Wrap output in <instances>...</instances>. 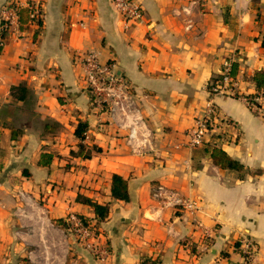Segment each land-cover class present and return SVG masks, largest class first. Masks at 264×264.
Segmentation results:
<instances>
[{"label":"crops","instance_id":"0c3cea01","mask_svg":"<svg viewBox=\"0 0 264 264\" xmlns=\"http://www.w3.org/2000/svg\"><path fill=\"white\" fill-rule=\"evenodd\" d=\"M12 1L39 6L41 25L8 32L0 46V264H241V234L256 244L251 264H264V117L214 96L237 129L214 131L195 149L184 137L229 56L240 92H255L245 79L264 71V0H133L142 18L127 25L110 0ZM85 53L116 62L131 86L125 111L91 105ZM212 148L243 171L215 166ZM113 175L126 181V200L112 197ZM159 185L199 212L162 207L152 197ZM85 200L108 208L97 225L103 261L60 224L94 222ZM195 219L211 232L204 243Z\"/></svg>","mask_w":264,"mask_h":264},{"label":"built area","instance_id":"2783aa9c","mask_svg":"<svg viewBox=\"0 0 264 264\" xmlns=\"http://www.w3.org/2000/svg\"><path fill=\"white\" fill-rule=\"evenodd\" d=\"M110 2L120 14L125 25H127V22L141 21L142 10L133 0H110ZM17 7L21 6H18L12 0H7V3L1 9L0 46L3 45L5 34L8 32H19ZM25 7L30 9L29 22L36 24L39 17V6L30 3ZM79 59L85 68L83 81L91 105L98 109L106 108V111L111 115H114L116 112L125 111L132 97L131 86L117 72L116 62L109 60L101 64L94 53L82 54L79 56ZM235 62L236 55L229 56L223 62L220 73L209 82L207 86L209 101L202 116L195 118L192 125L186 130L184 134L186 147L195 149L203 146L209 134L214 131L225 132V130L237 129L235 123L228 117L223 116L213 101L210 100L214 96L239 99L253 114L264 117V91L255 90L253 94L241 93L239 90L240 79L237 76L231 75V68ZM132 136L131 132L129 138H132ZM152 197L154 200H158L164 208L182 209L189 212L191 216L199 212L196 201L181 198L176 192L164 186L159 185L155 187ZM64 221L70 225L67 228L70 234H73L80 242L86 243L87 246L95 249L100 261L105 260L107 250L101 244V232L94 222L84 223L75 216H68ZM192 223L193 229L199 232L203 243L211 237L210 230L199 221L195 219ZM236 248L239 250L242 258L241 264H251L257 251L254 241L247 234H241ZM147 264L159 263L148 262Z\"/></svg>","mask_w":264,"mask_h":264},{"label":"trees","instance_id":"16d2710c","mask_svg":"<svg viewBox=\"0 0 264 264\" xmlns=\"http://www.w3.org/2000/svg\"><path fill=\"white\" fill-rule=\"evenodd\" d=\"M17 13H18V28L19 30H22L24 25L27 24L30 20V9L27 7H17ZM39 27L41 25V11L39 8V17L37 19L36 23ZM38 32H35L34 37L37 36ZM3 36V35H2ZM264 46V44H263ZM237 74V65L234 63L231 68V75L236 76ZM245 81L249 82L255 87V90H263L264 91V71L259 70L253 73V75L250 78H246ZM104 111H106V108H102ZM87 131V125L86 123L80 122L77 125V128L75 129V136L79 139L81 142L86 135ZM82 146L79 144V155H82ZM95 151H98L97 148H95ZM84 157H88V155H85ZM210 158L213 162V164L220 169L225 170H234L241 172L243 171L242 165H240L237 161L233 160L229 155H227L224 151H222L219 148H212L210 150ZM51 161V156L47 154H42L39 163L43 166L49 165ZM111 195L113 198L118 200H126L127 199V192H126V181L123 180L121 177L117 175H113L111 179ZM85 203H87L89 206H91L94 210L95 214V225H98L102 220L105 219L107 216L108 208L106 205H99L95 202H92L90 200H85ZM80 220H82L84 223L91 222V220L83 219L81 217H77ZM60 224L63 226V228L67 229L69 228V224L65 221H60ZM148 262L153 261H147L144 260L142 264H147Z\"/></svg>","mask_w":264,"mask_h":264}]
</instances>
